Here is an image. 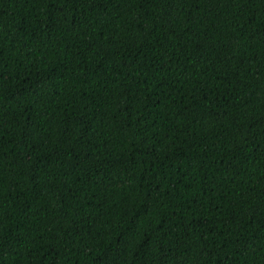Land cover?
<instances>
[{
    "label": "trees",
    "instance_id": "trees-1",
    "mask_svg": "<svg viewBox=\"0 0 264 264\" xmlns=\"http://www.w3.org/2000/svg\"><path fill=\"white\" fill-rule=\"evenodd\" d=\"M0 264H264V0H0Z\"/></svg>",
    "mask_w": 264,
    "mask_h": 264
}]
</instances>
